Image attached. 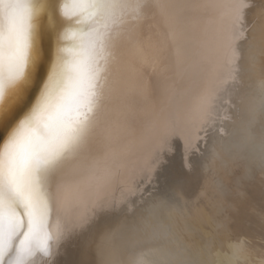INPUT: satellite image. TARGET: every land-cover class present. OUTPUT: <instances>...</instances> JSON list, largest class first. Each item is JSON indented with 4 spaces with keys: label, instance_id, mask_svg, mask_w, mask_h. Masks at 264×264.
Returning <instances> with one entry per match:
<instances>
[{
    "label": "snow or ice",
    "instance_id": "obj_1",
    "mask_svg": "<svg viewBox=\"0 0 264 264\" xmlns=\"http://www.w3.org/2000/svg\"><path fill=\"white\" fill-rule=\"evenodd\" d=\"M208 7L0 0V264H55L89 213L115 207L117 181L135 194L177 142L192 151L203 108L180 90L217 49L211 18L197 15ZM70 204L86 211L73 217Z\"/></svg>",
    "mask_w": 264,
    "mask_h": 264
},
{
    "label": "bare ground",
    "instance_id": "obj_2",
    "mask_svg": "<svg viewBox=\"0 0 264 264\" xmlns=\"http://www.w3.org/2000/svg\"><path fill=\"white\" fill-rule=\"evenodd\" d=\"M189 2L215 6L197 15L211 18L217 49L201 64L199 80L180 90L188 106L203 108L200 140L187 155L177 142L135 194L117 181L107 193L115 207L89 213L55 264H264V254L256 257L258 245L246 241L223 200L228 187L264 182V0ZM47 24L41 16L42 31ZM42 46L51 55L54 40L45 34ZM229 135L235 140L224 146ZM243 207L259 214L252 203ZM67 211L76 217L86 208L70 204Z\"/></svg>",
    "mask_w": 264,
    "mask_h": 264
},
{
    "label": "rangeland",
    "instance_id": "obj_3",
    "mask_svg": "<svg viewBox=\"0 0 264 264\" xmlns=\"http://www.w3.org/2000/svg\"><path fill=\"white\" fill-rule=\"evenodd\" d=\"M257 23H260V20L257 21ZM228 139H229V141L224 146H227L228 144H230L231 142H233L235 140V138L232 135H229ZM212 154H213V152H212ZM217 174L218 173H216V177H218ZM251 181H253V180H251ZM262 183H264V182L258 183V181H257L254 183H249V181H246L242 187V190H238L236 188V186L228 187L227 188V191H228L227 195L229 198L223 199L225 202L224 208L226 209V212L232 214L234 217L233 219L234 220L236 219L237 225L239 224L240 229L242 231L244 230L243 236H244V238H246V241L249 237L248 241L251 243H254V245L256 244V246L258 245L257 246L258 250L263 252V253L258 252V250H257V252H256L257 255L255 253L256 257H259L260 255L262 256L264 254V224H263L264 223V184L262 185ZM260 188H262V189L260 190ZM149 190L153 191V189H149ZM149 190H147L145 193L148 194ZM250 190L252 192H250ZM259 190H260V193H259ZM240 191H241V193H240ZM253 192L256 194H253ZM142 193H144V192H142ZM247 203L248 204L252 203L256 207L257 212L259 214L254 213L253 210H249V209L244 208L243 205H245ZM225 209H222V210L224 211ZM249 229H250V231H248ZM263 257H264V255H263Z\"/></svg>",
    "mask_w": 264,
    "mask_h": 264
}]
</instances>
